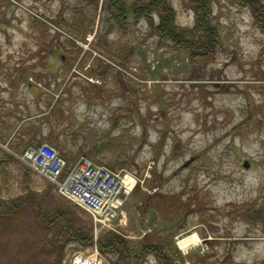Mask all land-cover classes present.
Instances as JSON below:
<instances>
[{
  "label": "rangeland",
  "instance_id": "1",
  "mask_svg": "<svg viewBox=\"0 0 264 264\" xmlns=\"http://www.w3.org/2000/svg\"><path fill=\"white\" fill-rule=\"evenodd\" d=\"M123 1L124 24L111 0H0V126L1 104L30 103L6 105L5 117L37 123L19 127L9 148L48 142L69 164L88 156L137 178L116 233L133 252L124 264H157L138 257L148 243L179 251L185 264H264V220H247L264 217V32L248 8L215 0L220 49L194 64L156 34L157 15L134 22L141 0ZM167 1L181 29L195 26L191 0ZM79 19L86 38L71 25ZM14 158L0 165V264L93 258L95 246L76 244L55 255L59 214L93 220ZM108 232L94 225L96 240ZM190 235L197 242L181 249Z\"/></svg>",
  "mask_w": 264,
  "mask_h": 264
},
{
  "label": "trees",
  "instance_id": "2",
  "mask_svg": "<svg viewBox=\"0 0 264 264\" xmlns=\"http://www.w3.org/2000/svg\"><path fill=\"white\" fill-rule=\"evenodd\" d=\"M214 1L215 0H191V6L195 13V26L189 30H183L176 24V14L173 12V8L167 0H141L133 8V20L135 23H139L140 20L144 18H149L152 21L151 18L157 15L160 22L154 29L161 39L168 40L172 42L175 47L186 50L194 64H208L215 58L220 49V33L213 22ZM227 1L251 10L256 23L264 32V3L261 0ZM128 8L129 7L123 0H111V10L116 20H121L122 24L125 23L123 21L127 18ZM81 19L71 24L77 31V36L80 39L86 38V36L91 33L90 30L86 31V29L83 28L84 21ZM93 26L94 24L91 25V28H93ZM50 138H52V136ZM0 153L1 156H3V158H0L1 166L2 164L5 165L15 162L14 156L4 153L2 148H0ZM72 166L73 164H71L69 168ZM139 187L138 185L136 189L138 190ZM8 206L9 210L12 212L21 208L20 204L16 206L8 204ZM68 211L69 214L67 213ZM68 211L66 215L59 214L55 221L58 222L63 220L62 230L58 234L56 241H54L55 243H52L55 255L61 257V259L64 258L65 250L68 246L70 244H76L84 248L97 245L99 251L103 255L112 258L114 264H124L133 257V252L127 239L116 234V232L109 231L96 240L93 222L82 221L78 219L77 214L72 212L71 209ZM63 216L67 217L65 218ZM254 219L264 220V217H262L260 212H256V214L249 215L247 220ZM177 254H179V251H173L166 245L148 243L141 248L138 257L143 260L154 257L157 264H185L181 255L177 257ZM199 261V264H217L209 263L206 258H199ZM219 264H221V262Z\"/></svg>",
  "mask_w": 264,
  "mask_h": 264
},
{
  "label": "built area",
  "instance_id": "3",
  "mask_svg": "<svg viewBox=\"0 0 264 264\" xmlns=\"http://www.w3.org/2000/svg\"><path fill=\"white\" fill-rule=\"evenodd\" d=\"M19 158L53 184L72 203L87 210L102 228H114L136 180L129 174L112 172L86 157L67 171L60 151L49 144L32 147ZM72 264H108L96 250L93 258L76 255Z\"/></svg>",
  "mask_w": 264,
  "mask_h": 264
},
{
  "label": "crops",
  "instance_id": "4",
  "mask_svg": "<svg viewBox=\"0 0 264 264\" xmlns=\"http://www.w3.org/2000/svg\"><path fill=\"white\" fill-rule=\"evenodd\" d=\"M6 105H9L11 106L12 108L13 107H24L25 109H29L30 108V103H17V104H1V109H3V111L1 112V126H0V146H3L5 148H7L8 150H12L11 148H9L10 144L12 143L13 139H14V136L16 135V133L18 132L19 130V127H22L23 125L27 126V125H34V126H37V123L34 121V117L33 116H29L28 118H25L22 120V122L19 124V123H15V119H14V116L11 114L9 116H6L5 117V114H7V110L5 109V106ZM7 119L9 120L8 123H5L7 122ZM50 123V122H49ZM17 125V127H15ZM23 126V127H24ZM13 128V129H12ZM11 129V130H10ZM35 131H36V127L34 128ZM47 131L44 135L46 137L47 136V133L48 131H50V128H48ZM36 133V132H34ZM50 133V132H49ZM25 136H23L22 138H24ZM28 147L26 146H23L22 144L19 145V147L17 148H14V150L12 151H15V152H22L23 150L27 149ZM16 149V150H15ZM2 167V166H1Z\"/></svg>",
  "mask_w": 264,
  "mask_h": 264
},
{
  "label": "bare ground",
  "instance_id": "5",
  "mask_svg": "<svg viewBox=\"0 0 264 264\" xmlns=\"http://www.w3.org/2000/svg\"><path fill=\"white\" fill-rule=\"evenodd\" d=\"M197 242L196 235H190L187 237L179 238L178 245L181 249L188 248L192 243Z\"/></svg>",
  "mask_w": 264,
  "mask_h": 264
},
{
  "label": "water",
  "instance_id": "6",
  "mask_svg": "<svg viewBox=\"0 0 264 264\" xmlns=\"http://www.w3.org/2000/svg\"><path fill=\"white\" fill-rule=\"evenodd\" d=\"M244 166H245L246 168H249V163L246 162Z\"/></svg>",
  "mask_w": 264,
  "mask_h": 264
}]
</instances>
